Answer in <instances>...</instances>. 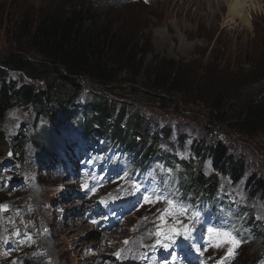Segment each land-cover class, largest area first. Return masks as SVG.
Returning a JSON list of instances; mask_svg holds the SVG:
<instances>
[{
  "label": "rangeland",
  "instance_id": "rangeland-1",
  "mask_svg": "<svg viewBox=\"0 0 264 264\" xmlns=\"http://www.w3.org/2000/svg\"><path fill=\"white\" fill-rule=\"evenodd\" d=\"M253 1L256 13L250 12L249 4H246L247 8L243 11L247 13V22L241 23L240 20L226 22V11L216 21L209 18L192 21L190 15H196L197 5L184 4L183 0H0V69L2 57L16 44L17 18L26 19L25 15L38 11L64 16L75 9L98 3V16L122 36L137 41L139 51L144 53L139 71L137 68L133 71L138 72L137 84L152 79L148 76L150 69L154 68V59L158 58L167 63L173 62L181 70L189 69L197 73L199 69L198 82L191 90L192 95H199L191 97L193 106L180 103V110H163L135 102L124 92L107 90L83 81L80 92L75 96L76 105L91 103L97 96L106 97L117 105L116 113L121 105L127 107L122 123L128 120L132 110H136L141 120L139 132L146 131L158 138L166 157L172 158L174 163L178 162L176 168L171 164L168 170L161 169L173 172L174 177L185 172L191 174V168L203 177L212 174L210 157H203L194 151L192 145L195 143L202 147L221 144L229 156L242 159L245 168L240 181H233L231 174L212 177L219 186L220 198L215 204L225 211L221 214L216 206L208 209L211 219L222 225L215 226L216 231H209L205 218L194 216V211L201 207H195L196 203L201 205L195 200V195L191 196V193L185 199L184 193L180 194L173 188L178 196L176 199L170 190H167L170 196L166 195V188L158 192L153 181L147 183L144 177H135L128 171L123 175V183L129 186L131 199L135 201L141 196V204L135 202L129 208L123 203L114 211L100 207L95 213L100 228L89 221L88 224L79 223L80 219L74 215V223L89 225V230L96 231L97 235L89 237L88 232L82 234L80 226L72 225V219L68 221L70 229H61L66 221L62 219L63 210L57 208L63 202L68 204L74 200L66 201L72 192V189L67 190L71 186L67 182L69 179L66 181V174L71 177L73 170L79 171L77 158L81 148L69 142L72 139L68 137L73 136L76 127L79 139H83L90 131L88 120L79 115L68 126L60 128L58 137H66L61 151L52 135L50 146L44 144L46 150L39 152L33 141L37 137L43 139L44 131H49L51 125L46 117L36 115L33 107L14 105L0 124V132L8 144H12L17 137L21 139L20 149L9 147L0 151V206L4 203L12 205L9 211L0 207V218L17 220L14 228L9 226V235L0 233V249L15 258L11 264H23L26 256L31 262L51 263L29 252L26 244L23 245V252L17 254L29 234L34 238L37 236L34 229L31 231V222L27 221H33V218L45 223L43 227L40 224V228L50 233L52 238L45 239L48 245L45 252L49 250L50 259L59 264H121L118 262L120 256L124 264L123 253L125 256L130 254L133 262L139 260L140 251L145 248L146 264L156 261L157 264H175L179 258L186 257L192 259L193 264H264V241L261 240L264 236L256 237L249 223L246 226L250 214L258 224L256 231L264 233V229H260L264 227V191L251 197L247 189L253 179L264 181V135L248 139L229 129L226 126L228 123H209L207 108L208 102L221 91L233 95L226 104L230 114L238 111L248 100L264 94V2L258 4L257 0ZM202 69L207 72L203 73ZM5 73L6 80L18 86L29 83L18 73ZM203 75L210 81L209 84ZM36 87L41 89L44 83L38 82ZM93 138L105 139L106 135L99 131L98 135H91L88 139ZM53 145L58 148H53ZM154 154L161 152L155 150ZM160 168L156 166V169ZM169 200L173 201L172 205H169ZM181 201L184 205L179 204ZM32 207L37 210L34 217L29 216ZM237 207L241 214H234ZM90 212L93 213V210ZM224 219L226 222H223ZM197 221L203 226L201 232L190 231ZM69 231L70 234L67 233ZM223 234H229L239 243L228 242ZM215 241L219 247L214 245L206 251L208 244L211 242V246ZM94 242H100L98 248H94ZM16 243L20 246L12 248L11 244ZM197 244L199 248L192 249L197 248Z\"/></svg>",
  "mask_w": 264,
  "mask_h": 264
},
{
  "label": "trees",
  "instance_id": "trees-1",
  "mask_svg": "<svg viewBox=\"0 0 264 264\" xmlns=\"http://www.w3.org/2000/svg\"><path fill=\"white\" fill-rule=\"evenodd\" d=\"M97 6L98 3H93L64 16L38 11L25 15L26 19H16L18 38L14 48L2 57L0 69V124L14 105L33 107L36 115L46 117L51 125L49 131H44L43 139L37 137L33 141L41 152L46 150L44 144L50 146L52 135L61 145L64 139L58 137V131L81 115L88 120L92 134L101 131L109 138L100 139L105 144L118 146L122 150L138 149L139 154L142 151L140 161H134L139 166L144 160H154L158 156L154 151L159 146V139L146 131L142 134L139 132L141 120L136 110H132L128 120L122 123L127 107L121 105L116 113L117 105L106 97L97 96L91 103L76 105L75 96L80 92L82 82L124 92L133 97L135 102L147 103L157 109L180 110V103L193 106L191 97L199 95H192L191 92L198 82L199 69L193 73L189 69H179L173 62L155 58L151 64L155 69L151 68L152 74L148 76H152V79L137 84L138 72L133 71L136 68L139 71L144 53L139 51L137 41L122 36L105 23L98 16ZM6 71L20 74L29 83L18 86L7 81ZM202 71L207 72L204 69ZM202 77L206 80L204 75ZM38 82H43L44 87L38 89ZM232 96L228 91H221L208 102L209 123H228L226 126L229 129L248 139L264 135V94L248 100L238 111L230 114L226 104ZM9 147L20 149L21 139L17 137L12 144H8L0 132V151ZM52 147L56 148L55 145ZM192 147L199 155L210 157L212 174L203 177L191 168V174L177 176V179L185 177L187 184L179 180L181 183L170 181L167 185L181 190L186 197L191 193L199 198L206 197L213 208L219 190L218 184L214 183L215 176L227 177L231 174L233 181H240L244 163L242 159L229 156L221 144L202 147L195 143ZM164 160L171 161L167 157ZM247 189L253 197L264 191V181L253 179ZM247 220L256 237L264 236V233L256 231L259 229L258 224L250 214ZM261 240L264 241V237Z\"/></svg>",
  "mask_w": 264,
  "mask_h": 264
},
{
  "label": "bare ground",
  "instance_id": "bare-ground-1",
  "mask_svg": "<svg viewBox=\"0 0 264 264\" xmlns=\"http://www.w3.org/2000/svg\"><path fill=\"white\" fill-rule=\"evenodd\" d=\"M180 1H182V0H180ZM256 2L259 4V3L264 2V1H258L257 0ZM183 3L188 4V5H191L192 3H196V5H197L196 15H195V13L193 14L194 16L190 15V19L192 21H195V19H201L204 21L205 19H208V18L210 21H216V20L220 19V17L222 18L223 13L226 11L227 16L224 18L226 20V22H233L236 20H240L241 23H246L247 22V17H246L247 13L243 11L244 8H247L246 4H249L250 12L256 13V12H254L255 8H253V4L255 3V1H253V0H249V1H247V0H183ZM198 16H199V18H198ZM69 183H70L71 187H68L67 190L72 189V192L68 196L66 201H68V200L70 201L71 199H75L79 195L82 196L83 198H85V201H90L89 198L84 197L83 187H80L79 191H74L75 187L73 185H75V183L74 182H69ZM76 184H78V183H76ZM69 205H70V207H69ZM57 208L59 210H63L64 214L62 215V219H64V221H66L61 229H65V228L70 229V227H69L70 225H69L68 221L71 220L74 215H76L80 211L84 210L86 208V206H84V204L81 202L79 204H75V203H73V201H70V202H68V204H65V202H63L61 204V207L58 206ZM32 209L34 210L33 212H32ZM32 209H31V213L29 215L30 217H34L37 214V210H35L33 207H32ZM67 210L69 212H67ZM34 220L35 219L33 218V221L32 220H27V221L31 222V226H30L31 231L34 229L36 231L37 236L34 238L32 234H29L27 239L25 240V242L22 244L21 248H19L17 250V254H20L21 252H23V245L26 244L27 250L29 252L35 253L41 259H45V262H47L46 259L51 261V263L47 262L46 264H59V263H56L50 259L51 255L48 256L49 250H48V253L45 252L46 249L48 248V245L45 243V239L51 238L50 233L44 232L42 229V227L44 226L42 224H45V223H42L39 221H34ZM70 222L71 223L73 222L72 225L75 224V225L80 226V231H81V229H83L82 234L84 232H88L89 237L97 235L96 231L89 230V227L87 225H79L78 223H74L75 222L74 219H72ZM16 223H17L16 218H15V220H12V219L6 220L4 218H0V233L3 236L9 235L10 234V229H9L10 227L9 226H13ZM33 223H34V226H33ZM79 223H83V217L81 218ZM40 224L42 226L41 228H40ZM75 225L73 227H75ZM14 227L15 226H13V228ZM85 227H87V229ZM70 232L71 231H69L67 233L70 234ZM82 239L84 240V238H82ZM85 239H87V238H85ZM42 242H44V243L42 244ZM129 244H128V246H129ZM15 245L17 247L20 246L18 243H16V244H11V247L15 248ZM93 245H94V248H98L100 245V242H97V243L94 242ZM128 246L124 249V251L128 248ZM146 250H147V248L141 250L140 251L141 257L139 258V260L133 261V262L131 260L132 257L130 254H127L125 256V254L123 253L124 264H146L147 257L144 254V252ZM138 252H139V249H137L136 253H138ZM41 253L45 254V256H42ZM93 253L95 254L96 251H94ZM93 253H92V255H94ZM98 256L101 257L102 255H98ZM14 260H15V258L10 257L7 252H2V250L0 249V264H11V262ZM153 264H157V261L154 262Z\"/></svg>",
  "mask_w": 264,
  "mask_h": 264
},
{
  "label": "snow or ice",
  "instance_id": "snow-or-ice-1",
  "mask_svg": "<svg viewBox=\"0 0 264 264\" xmlns=\"http://www.w3.org/2000/svg\"><path fill=\"white\" fill-rule=\"evenodd\" d=\"M147 199V198H146ZM168 203H169V205H172L173 204V201H168ZM0 207H4V208H6L7 206H0ZM209 231L211 232L212 231V229H209ZM226 238H228V242H231V243H234V244H238L239 242L238 241H235V239L234 238H231V237H229V234H223ZM125 243H128L127 241H125ZM117 255L119 256L120 254L119 253H117Z\"/></svg>",
  "mask_w": 264,
  "mask_h": 264
},
{
  "label": "water",
  "instance_id": "water-1",
  "mask_svg": "<svg viewBox=\"0 0 264 264\" xmlns=\"http://www.w3.org/2000/svg\"><path fill=\"white\" fill-rule=\"evenodd\" d=\"M3 206H7L6 208H2V210L3 211H9L11 208H12V206L9 204V203H4L3 204ZM24 264H39V262H31L28 258H27V260L25 261V263Z\"/></svg>",
  "mask_w": 264,
  "mask_h": 264
}]
</instances>
